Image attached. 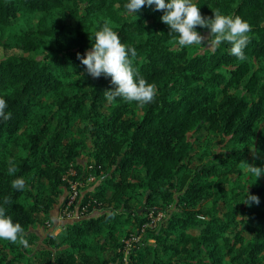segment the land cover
<instances>
[{"label": "trees", "instance_id": "1", "mask_svg": "<svg viewBox=\"0 0 264 264\" xmlns=\"http://www.w3.org/2000/svg\"><path fill=\"white\" fill-rule=\"evenodd\" d=\"M125 2L0 0V96L11 112L0 121V203L29 240H0V264H264V182L246 171L264 167V0H197L206 17L250 23L245 61L227 42L177 48L163 10L126 15ZM105 20L136 48L153 102L109 101L111 78L86 72L77 54ZM70 169L93 188L77 190L75 219L38 243L32 229L48 224ZM18 176L30 187L14 189ZM247 190L259 204L244 202Z\"/></svg>", "mask_w": 264, "mask_h": 264}, {"label": "clouds", "instance_id": "2", "mask_svg": "<svg viewBox=\"0 0 264 264\" xmlns=\"http://www.w3.org/2000/svg\"><path fill=\"white\" fill-rule=\"evenodd\" d=\"M154 6L156 10H163L161 20L170 26L169 35L177 48L188 46H204L217 49L223 42L231 45L230 53L240 61L248 57L244 49L249 42L248 33L252 26L238 15L222 14L214 10V16L206 17L201 13L197 0H126L124 13L135 15L143 6ZM197 26L209 29L211 37L205 39ZM94 36V38H93ZM92 46L86 50V55L78 53L81 63L86 66V72L92 77L99 78L101 75L111 78L114 88L106 90L107 100L114 101L121 97L126 102H135L138 106H144L153 102L157 96V87L149 83L133 68V60L137 55L134 46L121 41L119 33L105 20L103 25L94 34L91 33ZM7 100L0 96V121L11 118ZM9 174H15L16 164L9 160ZM246 171L249 177L256 180L264 174V167L246 163ZM12 187L18 191L29 188L23 176H18L11 182ZM245 203L259 204L260 198L250 194L247 190ZM5 199L0 203V240H7L24 247L29 246V240L22 225L7 214Z\"/></svg>", "mask_w": 264, "mask_h": 264}, {"label": "rangeland", "instance_id": "3", "mask_svg": "<svg viewBox=\"0 0 264 264\" xmlns=\"http://www.w3.org/2000/svg\"><path fill=\"white\" fill-rule=\"evenodd\" d=\"M16 25V24H15ZM34 26V28H37L38 26V22L34 21V23L32 24ZM17 27H13V30H15L16 28L20 29L21 26L16 25ZM4 57V51L0 48V59H2ZM205 137L201 136L199 138V143L201 144H205ZM201 144V146H202ZM217 144V139L214 138L213 143L209 144V146L212 147L213 150H211L213 153L211 154V157H214V155H216V153L218 152V146L215 145ZM86 160H81L80 163L81 164H85ZM196 160L194 165H196ZM70 178H75V181L71 180ZM230 178L232 179V181L236 180L235 176H230ZM255 178V177H254ZM68 185L67 187H64L63 191V196L61 199L60 204L55 208V210L52 212V215L50 217V220L48 222V224H44L41 225L37 228L32 229V232H34L37 237H38V243H42L43 240L46 238L47 234L56 231L55 229L60 227V226H64L70 222H72L75 217L72 215V213L74 212V210L72 209L71 212L68 214V216H66L64 219L60 220L59 216L62 212V210H64V202L66 200V198L69 196V194L72 192L73 188H76L79 192H85L87 190H91L93 188V182L92 180H89V178L86 181L81 180L78 176H77V171L75 169H70L68 171V174L66 176ZM256 180V178H255ZM258 181H263L264 182V175H261L260 178L257 179ZM240 185L241 186H248L249 184L246 183V179L244 177L239 179ZM238 189H236L235 191H237ZM240 192V190H238ZM217 198L215 197L214 199L212 198L211 200H209L208 202H206V206L210 209H213L215 207V203L214 200H216ZM218 200V199H217ZM231 203L233 205H239L240 203L238 202V200L235 199H230ZM163 217V215H159V217L155 220V223H157L159 221V219Z\"/></svg>", "mask_w": 264, "mask_h": 264}, {"label": "built area", "instance_id": "4", "mask_svg": "<svg viewBox=\"0 0 264 264\" xmlns=\"http://www.w3.org/2000/svg\"><path fill=\"white\" fill-rule=\"evenodd\" d=\"M89 180L94 181V177L93 176H89ZM78 198V191L76 188L72 189V192L70 194V196L68 197L67 203L64 207V210L61 212L59 219L62 220L64 219L66 216H68V214L71 212V208L74 205L75 201ZM85 209H83L84 211ZM74 213V212H73ZM72 213V215H73ZM138 239H134V241H137Z\"/></svg>", "mask_w": 264, "mask_h": 264}, {"label": "crops", "instance_id": "5", "mask_svg": "<svg viewBox=\"0 0 264 264\" xmlns=\"http://www.w3.org/2000/svg\"><path fill=\"white\" fill-rule=\"evenodd\" d=\"M61 227V226H60ZM60 227H58V229L56 230V232H59L60 231Z\"/></svg>", "mask_w": 264, "mask_h": 264}]
</instances>
